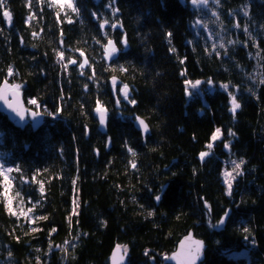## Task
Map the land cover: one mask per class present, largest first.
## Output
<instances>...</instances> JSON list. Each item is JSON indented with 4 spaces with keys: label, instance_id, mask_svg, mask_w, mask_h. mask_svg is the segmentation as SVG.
<instances>
[{
    "label": "trees",
    "instance_id": "trees-1",
    "mask_svg": "<svg viewBox=\"0 0 264 264\" xmlns=\"http://www.w3.org/2000/svg\"><path fill=\"white\" fill-rule=\"evenodd\" d=\"M50 3L0 5V85L45 113L34 130L0 111V264H111L117 245L128 264H169L190 232L201 264H264V0Z\"/></svg>",
    "mask_w": 264,
    "mask_h": 264
},
{
    "label": "snow or ice",
    "instance_id": "snow-or-ice-1",
    "mask_svg": "<svg viewBox=\"0 0 264 264\" xmlns=\"http://www.w3.org/2000/svg\"><path fill=\"white\" fill-rule=\"evenodd\" d=\"M218 2V0H217ZM192 3L193 4H204V5H207L208 3V0H192ZM3 4V0H0V5ZM59 5L61 9H63L65 7V5L67 6V8L71 9L73 12H78V9L75 7L74 3H73V0H51V3L49 4V6L51 7L52 5ZM3 15L8 19L9 23L11 22V13L8 12V11H4ZM32 17H30L29 19H31ZM71 22V21H69ZM108 21L107 20H104L103 23L101 24V28L104 27L105 24H107ZM113 27H115V25H113ZM206 27V25H205ZM33 35H38L37 33H33ZM170 35V34H169ZM126 43V41H125ZM229 43H232V41H229ZM213 47L215 48V45H213ZM221 47H223V45H221ZM105 48H106V55H108L109 57H111L113 54H115L118 49L117 47L115 46V43L112 41V40H109L107 42V45H105ZM172 51L174 52L175 49L173 48ZM63 52H59L58 53V56L63 59ZM69 63H72V64H75L76 61L75 60H71L69 61ZM88 64V60L85 58L83 63L80 64V68L83 69L85 67V65ZM65 67H67V65H65ZM12 73V69L9 68V74ZM94 74V73H93ZM187 83L191 84L192 82L191 81H188ZM196 84H199L200 81H196L195 82ZM209 83H212V81H209ZM112 84L115 88L116 84H117V78L115 76L112 77ZM195 86V85H193ZM223 87L225 89L228 88V85H223ZM19 88L20 86L19 85H13L12 86V90L18 95L19 93ZM8 90V87H7V82H5V88L4 89H0V99H3L4 102L8 105L9 108H11L13 111L16 112V114L20 117L21 120L24 119L25 117V111L21 108H19L17 105H14L13 103H10L7 96L5 95V92ZM121 93L123 94L124 98L127 99L128 98V93H129V86L127 84H124L123 87L120 89ZM119 102V101H118ZM132 103H135V101H131ZM29 103H31L32 105H37L38 106V101L33 98L29 101ZM99 104V101L97 102ZM241 107L240 103L237 101L235 95H232V98H231V111L235 114L236 110L239 109ZM96 111L100 114V122L101 123H104V120H105V109L103 107H97ZM40 113L39 112H31V115L32 116H38ZM140 125L143 127L144 131L147 132L148 131V125L143 121V120H140ZM221 135V129L217 128L215 133H213L212 135V141H215L217 140ZM227 146V145H226ZM208 148L211 149L212 148V144L209 143L208 144ZM130 152H132V155L133 157H135L136 153L132 150V149H129ZM209 153L208 152H201L200 153V158L203 160L204 157L208 156ZM233 164H234V167L232 169L231 172H228L226 171L224 173V176H225V183L227 184L228 186V191H229V194H231V189H232V181H234L236 179V176L240 175L241 174V165L244 164V161L243 160H240L238 163L233 161ZM133 168L136 167V164H135V160H133L132 162V165H131ZM0 168H2V166H0ZM7 172H12L13 169L11 168H8L6 169ZM16 171H19V169L17 168ZM233 173H235V175H233ZM0 175H3L4 176V181L6 183V185L8 186H11V181L9 180L8 176L4 174V171L3 170H0ZM40 191L41 193H43L44 191V188H43V184H41L40 186ZM17 195H19V193H17ZM157 200L160 199L159 196L156 197ZM21 203H23V201H21ZM37 203H39V201H37ZM12 198L10 197L8 199V211L10 213H12L13 215H16L15 211L13 210L12 208ZM33 207H35V205H33ZM29 212L32 211V209L30 208L28 210ZM73 212L75 213V208L73 209ZM20 215L22 216H27L28 213L24 212L22 209L19 213ZM149 215H151V213H149ZM225 215H227V213H225ZM37 219H40V220H43V219H47L46 217H38ZM220 223H223V220L220 221ZM33 231H38L39 229L37 228H33L32 229ZM53 231H55V229H53ZM245 231H248V229H245ZM67 243V242H65ZM195 249L194 251H192L190 253V257H191V260L193 261V264H194V261L198 258L199 254H200V251H201V248H202V242L200 241H195ZM64 251H67V249H64ZM127 246L124 245V246H121V245H117L116 246V250L115 252L113 253V262L114 264H116V262L119 260V261H123L124 260V255L127 254ZM121 252H123V255L121 254Z\"/></svg>",
    "mask_w": 264,
    "mask_h": 264
},
{
    "label": "water",
    "instance_id": "water-1",
    "mask_svg": "<svg viewBox=\"0 0 264 264\" xmlns=\"http://www.w3.org/2000/svg\"><path fill=\"white\" fill-rule=\"evenodd\" d=\"M5 84H3L0 89H4ZM5 95L7 96L8 100L10 103H13L14 105H17L19 108L23 109L25 111V117L23 120L20 119V117L16 114L15 111H13L11 108L8 107V105L4 102L3 99H0V111L4 114L7 115V117L13 121L16 122V124L24 126L27 123V117L28 115L31 116V125L34 130L38 129L43 121H44V114L40 113L38 116H32L31 109H29L26 104L24 103L22 96L18 93V95L11 89L7 90L5 92ZM140 120H143L146 124L147 122L145 121L144 118L142 117H136L134 120V126L136 129L140 130L143 135H146L147 133L150 132V128L148 125V131L145 132L143 127L140 125ZM195 241H200L197 238H195L190 232L189 234L183 236L179 242L177 243L176 249L168 256L167 258V263L169 264H193V261L191 260L190 253L194 251L195 249ZM202 242V241H200ZM204 248L205 245L202 242V248L200 251V254L198 258L194 261V264H201L204 260ZM116 247L112 251L111 255V260L110 263L114 264L113 262V253L115 252ZM123 255V252H121ZM129 262V256L128 253L124 255V260L123 261H117L116 264H128Z\"/></svg>",
    "mask_w": 264,
    "mask_h": 264
},
{
    "label": "rangeland",
    "instance_id": "rangeland-1",
    "mask_svg": "<svg viewBox=\"0 0 264 264\" xmlns=\"http://www.w3.org/2000/svg\"><path fill=\"white\" fill-rule=\"evenodd\" d=\"M201 83V82H200ZM200 83L199 84H196V83H191L190 84V87L193 89V90H196V91H200ZM193 85H195V86H193ZM7 87H8V90H11L12 89V86H10V85H7ZM100 117V116H99ZM105 119H106V115H105ZM226 171H228V172H231L232 170H230V169H226L225 170V172ZM224 172V173H225ZM233 175H234V173H233ZM224 178H225V176H224ZM228 187V186H227ZM242 254H244V252H233L232 253V255H235V256H239V255H242Z\"/></svg>",
    "mask_w": 264,
    "mask_h": 264
},
{
    "label": "bare ground",
    "instance_id": "bare-ground-1",
    "mask_svg": "<svg viewBox=\"0 0 264 264\" xmlns=\"http://www.w3.org/2000/svg\"><path fill=\"white\" fill-rule=\"evenodd\" d=\"M3 84H5V82H3L1 85H0V87L3 85ZM19 94L22 96V99H23V101H24V103L26 104V102H25V100H24V96H23V94H22V90H19ZM27 106V105H26ZM29 109H33V108H31V107H29ZM37 110V109H36ZM98 115H100L99 113H98ZM100 119V118H99ZM44 120H45V118H44ZM103 125H105L106 124V122H104V123H102ZM18 125V124H17ZM21 126V125H20ZM193 234V233H192ZM194 236V235H193ZM196 238V237H195ZM177 246V245H176ZM176 249V248H175Z\"/></svg>",
    "mask_w": 264,
    "mask_h": 264
}]
</instances>
